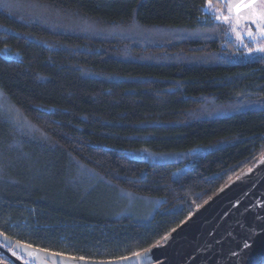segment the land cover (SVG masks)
Here are the masks:
<instances>
[{"label": "trees", "instance_id": "1", "mask_svg": "<svg viewBox=\"0 0 264 264\" xmlns=\"http://www.w3.org/2000/svg\"><path fill=\"white\" fill-rule=\"evenodd\" d=\"M209 2L0 0L1 236L128 257L262 160L264 52Z\"/></svg>", "mask_w": 264, "mask_h": 264}, {"label": "water", "instance_id": "2", "mask_svg": "<svg viewBox=\"0 0 264 264\" xmlns=\"http://www.w3.org/2000/svg\"><path fill=\"white\" fill-rule=\"evenodd\" d=\"M0 241L31 260L54 264H260L264 258V157L195 208L162 243L128 257L81 260L1 235ZM9 255L16 264H24Z\"/></svg>", "mask_w": 264, "mask_h": 264}, {"label": "rangeland", "instance_id": "3", "mask_svg": "<svg viewBox=\"0 0 264 264\" xmlns=\"http://www.w3.org/2000/svg\"><path fill=\"white\" fill-rule=\"evenodd\" d=\"M228 12L226 13V15ZM246 12H243L242 15H246ZM221 16V15H220ZM234 17V14H233ZM221 20V19H220ZM226 27V32L230 34V36L237 41L240 46H244L246 44H250L252 47L248 50L250 54L257 53L256 49L260 47H264V37H261L257 32V25L254 24L251 20L241 19L239 22L233 18L231 21L225 22L221 20ZM249 32L253 33V35H249ZM202 152L199 149L191 150L188 152L181 153H163L153 155L152 158L159 161H179L183 160V164L180 168L175 171V174L183 171L189 164V160L194 156L201 154ZM264 156V154H263ZM130 204L128 205V209L131 213L135 215L141 214L144 209V203L138 199H130Z\"/></svg>", "mask_w": 264, "mask_h": 264}, {"label": "snow or ice", "instance_id": "4", "mask_svg": "<svg viewBox=\"0 0 264 264\" xmlns=\"http://www.w3.org/2000/svg\"><path fill=\"white\" fill-rule=\"evenodd\" d=\"M223 8L227 9L228 14L224 15L221 9V16L217 19H221L225 22L231 21L233 18L237 22L241 19L251 20L254 24L257 25V32L261 37H264V0H221ZM211 6V0L209 2ZM243 12H246V15H242ZM234 14V17H233ZM249 35L253 33L249 32ZM259 52H264V47L256 49ZM81 260H84V257H80Z\"/></svg>", "mask_w": 264, "mask_h": 264}, {"label": "flooded vegetation", "instance_id": "5", "mask_svg": "<svg viewBox=\"0 0 264 264\" xmlns=\"http://www.w3.org/2000/svg\"><path fill=\"white\" fill-rule=\"evenodd\" d=\"M0 244L4 250V251L0 250V261L4 264H16V261L13 260L9 254L13 255L15 258L22 261L24 264H54V263H49L44 259H41L40 261L36 262L34 260L27 258L25 255L13 250V248L6 246L1 241Z\"/></svg>", "mask_w": 264, "mask_h": 264}]
</instances>
